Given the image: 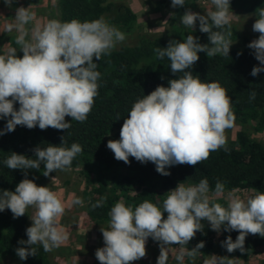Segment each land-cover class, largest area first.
<instances>
[{"label": "clouds", "instance_id": "9594fccd", "mask_svg": "<svg viewBox=\"0 0 264 264\" xmlns=\"http://www.w3.org/2000/svg\"><path fill=\"white\" fill-rule=\"evenodd\" d=\"M14 0H4L11 7ZM186 0H171V7L183 8ZM211 7L205 14L186 8L181 16L185 28L206 33L208 43L188 34L183 41L170 40L167 47L154 51L159 59L170 60L171 73L177 77L168 81V86L158 85L148 95L137 99L124 119L118 140L109 139L107 148L118 161L129 164V157L146 164H155V170L168 176L167 169L174 165L197 164L207 160L211 152L227 149L225 130L232 128L236 120L232 110V99L219 82H205L192 69L200 59L199 53L207 57L217 54L229 56L232 42L230 0H210ZM30 6L16 9L15 28L18 36L16 48H9L0 54V119L6 120L0 136L10 133L19 126L28 129L68 130L71 123L84 122L90 114L95 98L99 95L101 73L97 63L104 55H110L126 35L111 26L104 17L81 22L78 19L61 22L49 20L29 29L34 19ZM176 13H169L174 16ZM252 31L259 33L247 47L253 50L259 66L251 70L253 77L264 72V7L256 9ZM13 26H9L11 31ZM242 53H237L240 55ZM163 79V77H161ZM257 92L250 91L249 99L255 100ZM19 104V108L15 107ZM119 119V118H118ZM32 151L35 158L11 152L3 164L12 170H22L25 178L14 191L0 189V212L8 209L13 218L26 215L31 226L26 228L27 240L21 239L16 255L21 260L36 256L33 245L40 244L45 252H51L68 240V233L58 223L65 212V206L48 186H39L27 178L28 170L40 171L49 176L56 171L71 167L73 160L83 151L79 143L66 146L64 136L59 146L48 144L37 146ZM209 183L206 178L198 184L178 185L167 192L162 209L149 200H144L134 209L123 201L116 202L109 212L108 228L101 227L104 246L95 251L100 264H133L147 255L146 243L149 237L159 243L156 264H167L168 246L186 245L197 232H203L207 221L217 233L221 229L236 231L235 241L229 235L222 241L228 253L244 251L245 239L249 234L264 237V192L256 191L247 199L229 195L227 206L211 202L208 196ZM225 186L217 181L215 194L224 192ZM101 198L92 207H102ZM73 204L80 205L76 198ZM167 213V218H164ZM203 241L187 255L194 257L204 248ZM184 250L177 260L183 261ZM232 264L226 256L212 255L205 264Z\"/></svg>", "mask_w": 264, "mask_h": 264}, {"label": "trees", "instance_id": "16d2710c", "mask_svg": "<svg viewBox=\"0 0 264 264\" xmlns=\"http://www.w3.org/2000/svg\"><path fill=\"white\" fill-rule=\"evenodd\" d=\"M198 0H186L183 8H175L168 16L167 27L153 37L141 35L134 44H124L115 47L110 55H104L97 63V71L101 73L98 81L99 95L95 98L93 108L84 122L66 121L71 123L68 130H56L49 127L41 130L37 126L28 129L17 126L14 131L0 136V189L14 191L16 185L25 178L22 170L8 169L3 161L11 154L26 155L35 158L32 151L37 146L47 147L48 144L59 146L64 136L66 146L79 143L83 151L76 156L70 168L76 169L77 176L88 188V202L86 214L94 224L109 225V212L116 202L123 201L133 209L144 200L156 204L161 209L167 192L174 189L178 183L195 185L206 178L209 183V192L215 194L217 181L224 184L225 190H253L264 192V143L253 138L246 130L240 129L234 138L227 141V149L220 148L211 152L207 160L195 167L189 165H174L167 169L171 174L163 176L155 168V164H142L129 157V164L118 161L114 153L107 148L110 134L120 137V129L133 103L150 94L158 85L168 86L170 79L178 78L171 73L170 60L165 57L159 59L154 49L167 47L170 40L183 41L188 34L198 38L202 44L208 43L206 33L199 31V22L196 29L185 28L181 23V16L186 8H194ZM231 8L254 14L256 9L264 7V0H230ZM55 14L61 22L78 19L81 22L104 17L112 10V3L107 0H54ZM170 12V13H171ZM137 16L126 7L117 13L111 23L118 30L130 33L134 30ZM230 40L238 38V32L231 25ZM242 47L231 46L229 56L217 54L207 57L199 53L200 59L190 69L193 75H198L205 82H219L227 90L232 99V110L236 120L242 125H251L254 130H264V72L253 77L250 73L259 62L248 48L246 38L242 39ZM237 53H242L237 55ZM163 77V79H161ZM255 90V100L249 99L250 91ZM15 107L18 109L19 104ZM119 118V119H118ZM6 120L0 119V130L5 127ZM44 165L40 171L28 170L27 178L40 184L44 177ZM105 198L102 207L93 208L92 205ZM211 202L227 206L226 200L221 197L210 199ZM26 215L13 218L10 210L0 212V262L7 256L18 260L20 264H51L48 252L42 245H33L36 256H29L21 260L16 255L21 239L27 240ZM167 218V213H164ZM203 232H197L195 237L186 244V251L193 249L203 241L205 246L193 258L207 255L226 256L232 263L247 262L257 254L264 252V237L249 234L245 239L244 251L236 250L228 253L222 246L227 236L235 241L236 231L227 232L221 229L220 233L213 231L207 221ZM150 241H154L151 237ZM191 257V256H190ZM227 264V261L225 262Z\"/></svg>", "mask_w": 264, "mask_h": 264}, {"label": "rangeland", "instance_id": "374dc122", "mask_svg": "<svg viewBox=\"0 0 264 264\" xmlns=\"http://www.w3.org/2000/svg\"><path fill=\"white\" fill-rule=\"evenodd\" d=\"M112 3V10L104 16V19L111 25V19L126 7H130L137 16V21L134 30L130 33H125L126 39L118 43L116 47L124 44H134L141 35L153 37L160 34L167 27V19L172 10L171 0H107ZM29 7L34 14V19L27 26L29 29L37 24H44L49 20H57L55 14L54 0H14L11 7L4 4V0H0V54H5L9 48H16L17 55H23L19 51V46L15 40L18 36V31L15 28V15L18 7ZM211 7L210 0H198L192 10L205 14L207 9ZM233 19L231 25L238 32V38L231 40L232 46L242 47V39L246 38L248 44L258 38L259 33L252 31V25L255 22L256 16L249 12H244L231 8ZM13 26L9 31V26ZM115 27V26H114ZM246 130L253 138L264 143V130L256 131L251 125H242L234 122L232 128L225 130L226 141L234 138L235 133L240 130ZM114 132L110 134V139L118 140ZM39 186H48L56 193L58 198L65 206L64 214L58 218L59 225L68 233V240L58 248H54L48 252L51 264H100L95 257V251L104 246L103 236L100 231L101 227L108 228L106 224H94L90 221L86 214V204L89 194L87 185L78 178L76 169L68 168L63 171H56L47 177H43ZM256 191L253 190H224L220 195L208 193L209 199L221 197L228 201L229 195L238 196L241 199H247ZM76 198L82 200V204L76 205L72 201ZM34 209H28V222L31 226L29 216L33 214ZM184 250L183 261L177 260L181 250ZM147 255L133 264H156L159 256V243L156 241L147 240L146 243ZM185 245H170L168 246L169 259L167 264H205L212 256L207 255L199 258H193L187 255ZM0 264H20L18 260L3 257ZM232 264H264V252L254 256L247 262L238 261Z\"/></svg>", "mask_w": 264, "mask_h": 264}]
</instances>
